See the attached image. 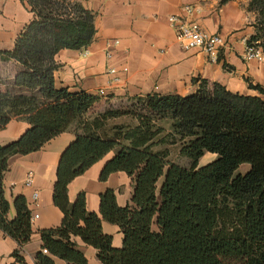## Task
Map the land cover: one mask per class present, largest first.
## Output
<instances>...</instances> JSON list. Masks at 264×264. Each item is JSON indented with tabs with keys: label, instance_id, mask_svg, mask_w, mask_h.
<instances>
[{
	"label": "trees",
	"instance_id": "1",
	"mask_svg": "<svg viewBox=\"0 0 264 264\" xmlns=\"http://www.w3.org/2000/svg\"><path fill=\"white\" fill-rule=\"evenodd\" d=\"M22 1L33 19L12 50H0V63L20 67L13 80L0 77V130L13 119L30 125L17 141L0 146V230L19 244L17 263H24L20 252L33 236L32 214L18 197L17 215L8 218L9 160L72 131L76 138L61 156L53 195L63 222L40 232L36 264H89L74 238L96 249L102 264H264V100L198 78L192 95L128 99L127 107L89 117L102 96L57 89L55 72L60 51L92 44L95 15L69 0ZM249 11L257 18L248 45L264 50V0H249ZM251 88L264 94L260 86ZM176 146L189 167L170 159ZM110 153L101 181L126 173L131 204L119 206L116 191L107 190L100 214L89 212L84 192L69 200V185ZM207 154L217 158L200 166ZM246 164L250 169L241 174ZM103 221L120 228L121 249L103 232Z\"/></svg>",
	"mask_w": 264,
	"mask_h": 264
},
{
	"label": "crops",
	"instance_id": "2",
	"mask_svg": "<svg viewBox=\"0 0 264 264\" xmlns=\"http://www.w3.org/2000/svg\"><path fill=\"white\" fill-rule=\"evenodd\" d=\"M82 4L95 15L97 33L92 44L81 50H62L56 56L59 65L55 72L57 89L70 92H86L98 95L105 90L104 100L133 99L148 95H178L186 97L197 92L194 79L219 83L228 91L245 96L260 97L264 94L251 88L264 89V58L262 61H246L248 40L256 34V14L249 11V0H69ZM198 9L192 16L208 34H219L228 42L219 59L212 62L200 50H186L177 40L175 26L170 19H188L185 8ZM33 19L26 1L0 0V50H12L20 32ZM119 46L108 48L112 41ZM107 52L113 57L107 59ZM109 68H116L121 79L113 83ZM125 68L128 69L125 72ZM20 67L15 62L0 63V77L13 80ZM27 121L13 119L0 130V146L17 141L29 129ZM76 135L67 131L40 151L27 156H15L9 160L4 185L10 204L9 220L17 212L15 200L23 197L32 214L33 236L20 252L24 263H17L13 253L19 244L0 230V264H36V256L43 251L40 232L59 227L64 215L53 201L57 181V169L62 154L75 140ZM114 153L92 166L84 175L69 185V200L74 202L80 193L86 194L89 212L100 214L101 195L115 190L121 207L131 204L133 182L126 173L118 172L101 181L106 163ZM33 187L25 185L28 177ZM39 193L37 201L33 200ZM103 232L113 237V247H123L120 228L103 221ZM89 264H102L96 249L87 246L80 238H74ZM57 264H67L55 259Z\"/></svg>",
	"mask_w": 264,
	"mask_h": 264
},
{
	"label": "built area",
	"instance_id": "3",
	"mask_svg": "<svg viewBox=\"0 0 264 264\" xmlns=\"http://www.w3.org/2000/svg\"><path fill=\"white\" fill-rule=\"evenodd\" d=\"M185 13L188 16V19L182 20L177 17L170 19V22L175 26L177 40L180 44L186 49H196L201 52L206 53L212 62H216L219 59V55L224 51L228 42L219 34H208L198 23L197 20L192 19L198 9L195 7L188 6L185 8ZM120 41L115 40L108 44V48L119 46ZM107 59H112L113 55L110 52H107ZM264 58V50L261 47L249 46L247 43L245 59L246 61H262ZM128 71L127 68L124 70ZM108 75L113 77V83L121 82V79L118 75V70L116 68H109ZM99 96H105V90L98 91ZM25 185L29 188L33 187L34 180L31 176L28 177ZM39 198V193L35 192L33 195V200L37 201ZM46 253V251L44 252Z\"/></svg>",
	"mask_w": 264,
	"mask_h": 264
},
{
	"label": "rangeland",
	"instance_id": "4",
	"mask_svg": "<svg viewBox=\"0 0 264 264\" xmlns=\"http://www.w3.org/2000/svg\"><path fill=\"white\" fill-rule=\"evenodd\" d=\"M257 16V15H256ZM257 18V17H256ZM5 79H9V76H6V77H3ZM131 103L128 101V99H125L124 101H118V100H110V101H107V100H103L95 107V109L93 111H91L89 113V117L90 116H94L95 113H98V112H101L105 109H108L109 107H112V108H119L121 106H124V107H127L129 106ZM127 121V119H124V120H120V122H125ZM168 126L165 125V128H167ZM171 150V157L170 159L175 162L176 164H179L181 166H184V167H189L190 165V162L188 159L182 157L180 155V149L178 146L176 147H171L170 148ZM217 158L216 155L214 154H207L205 155L201 161H200V166H204V165H207L208 163H211L213 162L215 159ZM250 169V166L249 165H243L241 167V169L239 170V172L241 174H245L248 170Z\"/></svg>",
	"mask_w": 264,
	"mask_h": 264
}]
</instances>
